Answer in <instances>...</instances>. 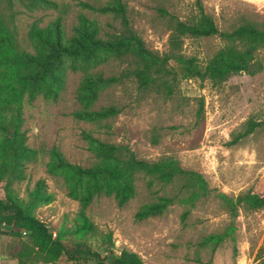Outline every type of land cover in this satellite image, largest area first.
<instances>
[{"label": "rangeland", "instance_id": "rangeland-1", "mask_svg": "<svg viewBox=\"0 0 264 264\" xmlns=\"http://www.w3.org/2000/svg\"><path fill=\"white\" fill-rule=\"evenodd\" d=\"M111 0H0V12L9 28L17 69L21 58L36 51L33 33L61 18L67 34L80 15L97 22L101 33H112L118 21L95 11ZM130 24L146 47L160 55L167 52L171 21L184 20L199 8L211 16L219 32L231 31L245 22L264 25V0H121ZM219 35L183 38L182 54L194 57L200 67L221 48ZM259 65V66H258ZM125 62L110 60L93 70L106 75L122 74ZM81 72L67 71L62 90L56 94L53 83L31 98L27 83L20 85L18 134L30 156L22 166V178L10 188L22 200L42 180L53 202L39 205L33 214L52 231L63 223L69 227L79 205L67 196L60 178L47 172L52 149L83 167L94 163L84 135L126 146L139 159L148 162L169 159L184 170L202 177L206 190L195 195L180 184H161L149 176L136 177L135 194L119 207L111 197L96 198L86 211L95 226L92 240L100 260L107 264L111 253L122 249L140 256L144 264H257L264 262V209L231 218L222 209L217 195L236 197L245 192L264 193V51L250 72L231 75L213 84L174 73L171 90L165 93L140 91L133 77L101 92L93 109L116 106L120 112L100 124L72 117L81 107L76 90ZM259 126L235 145L231 135L241 131L248 119ZM6 187L0 183V202ZM162 197L170 203L159 216L137 220L135 214ZM10 212L0 210V264H19V258L32 253L31 244L8 224ZM226 233L212 250L202 245L212 234ZM111 236V246L104 235ZM34 263L41 264L34 261ZM66 264V263H62ZM76 264H98L94 258H79ZM264 264V263H263Z\"/></svg>", "mask_w": 264, "mask_h": 264}, {"label": "trees", "instance_id": "trees-1", "mask_svg": "<svg viewBox=\"0 0 264 264\" xmlns=\"http://www.w3.org/2000/svg\"><path fill=\"white\" fill-rule=\"evenodd\" d=\"M103 15H111L118 21L112 33H101L94 20L84 15L67 34L61 18L33 33L36 51L21 58L22 70L17 69L14 41L0 12V183L6 187L5 201L0 202L2 212H10L7 222L31 244L32 253L19 258V264H76L79 258L100 260L92 240L95 226L86 215L92 202L101 196L111 197L119 207L124 206L135 194L136 177L149 176L161 184L179 183L187 193L195 195V189L206 190L202 177L174 164L169 159L148 162L139 159L126 146L116 145L85 134L87 150L94 158L90 166L68 162L62 153L52 149L47 172L60 178L67 196L76 201L79 210L68 227L63 223L55 232L35 217L33 211L39 205L53 202V195L39 180L28 193V201H22L10 188L22 178V166L30 156L24 138L18 134V110L20 85L28 84V95L33 98L38 91L55 86L56 94L62 90L67 71L81 72L76 90V100L81 109L72 117L78 121L100 124L114 118L120 110L116 106L93 109L102 91L122 84L133 77L140 91L165 93L171 90L174 73L182 72L185 78H198L213 84L224 82L231 75L250 72L259 53L264 51V25L245 22L231 31L219 32L213 18L202 8L196 15L184 20H173L169 26L168 49L160 55L149 50L130 24L126 5L121 0H111L95 9ZM219 35L221 48L200 67L197 59L182 54L183 38L199 39ZM110 60L125 62L122 74L106 75L92 72ZM259 66V65H258ZM259 123L248 119L241 131L231 135L229 145L237 144L250 135ZM222 209L231 218L238 211L254 213L264 209V193L245 192L236 197L217 195ZM170 199L162 197L156 203L142 206L135 214L137 220L159 216L167 208ZM226 233L212 234L203 239L202 245L217 247ZM112 246L111 236L104 235ZM107 264H144L140 256L122 249L107 257ZM260 261L257 264H263Z\"/></svg>", "mask_w": 264, "mask_h": 264}]
</instances>
